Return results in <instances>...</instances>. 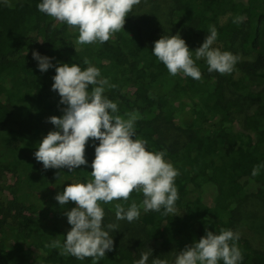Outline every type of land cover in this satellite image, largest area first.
<instances>
[{"label": "trees", "instance_id": "obj_1", "mask_svg": "<svg viewBox=\"0 0 264 264\" xmlns=\"http://www.w3.org/2000/svg\"><path fill=\"white\" fill-rule=\"evenodd\" d=\"M10 3L0 0V264H93L92 258L79 260L45 247L56 238L63 243L71 229L64 225V212L76 205L70 201L61 207L55 197L59 187L90 178L99 141L89 140L88 164L75 172L45 170L37 162V145L56 130L49 118L62 117L66 105L52 91L55 68L40 72L34 51L52 58L53 65L86 68L87 58L99 68V78L108 81L105 95L122 110L118 114H137L136 137L148 141L149 151L166 152L179 172L175 213L141 209L138 220L146 215L152 220L140 223L139 238L134 243L114 239L113 250L98 264H135L147 248L166 253L174 264L179 252L206 231L221 229L239 233V264H264L254 232L260 227L245 211L254 200L264 205V167L252 176L254 166L264 165V0H163L166 20L154 26L142 23L134 7L124 29L109 41L85 45L76 43V29L41 13L40 0ZM237 16L244 18L239 24L233 23ZM210 25L218 31L213 47L236 55L238 46L244 56L255 53L256 58L224 75L209 73L206 61L198 60L202 77L194 80L171 76L153 55L157 40L178 33L195 52ZM240 130L248 135L244 142ZM4 172L17 178L22 197L4 199ZM142 199V193L133 192L127 202L102 206L105 213H115L116 203L128 208Z\"/></svg>", "mask_w": 264, "mask_h": 264}, {"label": "clouds", "instance_id": "obj_2", "mask_svg": "<svg viewBox=\"0 0 264 264\" xmlns=\"http://www.w3.org/2000/svg\"><path fill=\"white\" fill-rule=\"evenodd\" d=\"M11 7L9 0H4ZM141 0H40L37 5L41 13L53 20L66 24L78 31L79 45L105 43L125 27L126 18ZM242 16L233 23H241ZM218 38L215 25H210L202 46L195 52L190 50L180 34L164 35L154 43L153 55L163 63L171 76L183 74L200 80L202 72L196 61L204 59L209 73L231 74L240 57L230 51L213 47ZM38 62L40 72L55 68L52 91L58 92L63 116H52L49 121L55 126L37 145L34 157L45 170L63 169L75 172L87 165L86 145L89 140L99 141L95 146L92 172L86 182H72L55 199L61 207L70 201L76 207L65 211L71 229L64 237L53 239L45 247L60 249V255H71L79 260L92 258L93 264L112 251L114 240L110 235L118 231L119 224L104 226L103 204L113 201L127 202L133 192L142 193L143 199L135 201L128 208L115 204L117 221L131 223L138 220L141 209L144 212H160L163 215L175 213L179 199L175 179L179 175L174 165L165 159L164 151H149L148 141L136 137L135 113L118 114V104L105 95L107 79L101 77L100 69L85 58L82 68L73 63L53 65L52 58L32 53ZM195 57V58H193ZM99 78V79H98ZM91 86V90H89ZM114 87V85H110ZM264 165H256L252 176L259 175ZM61 173H57V178ZM239 233L221 229L219 234L206 231V235L186 246L176 256L174 264H239L243 259L237 241ZM153 251L148 248L140 253L135 264H148ZM151 264H169L167 259L155 258Z\"/></svg>", "mask_w": 264, "mask_h": 264}, {"label": "rangeland", "instance_id": "obj_3", "mask_svg": "<svg viewBox=\"0 0 264 264\" xmlns=\"http://www.w3.org/2000/svg\"><path fill=\"white\" fill-rule=\"evenodd\" d=\"M9 1L12 2L15 0H9ZM135 8L137 9L138 19L142 23L146 24L147 26H152V25L154 26V24L157 21H161L163 17H164V21L166 20L165 19L166 15L164 16V13H163L165 11V5H163V0H141L140 4L135 6ZM236 52H237L236 55L240 57V60L238 62L239 66L245 60H254L256 58L255 53H253L251 56H244L238 46L236 48ZM238 74H236V76ZM113 102H116V101L113 100ZM120 111L122 110L119 109V113ZM240 132H241L240 141H243V142L246 141L248 138V135L241 130ZM1 139H5V138L1 137ZM2 184L4 186L3 195H4L5 200H8V199L12 200V199H15L16 197L18 198V197L23 196L24 191L22 188L19 187V185H17V178L13 174L4 172L2 176ZM67 186L68 185L66 184L65 186H62L61 188L59 187L60 190H58L57 195L58 193L62 192L63 189ZM245 211L250 212L254 225L256 227H260V229L257 228V230L254 232H255L257 242L264 249V205L260 201L254 200L253 202H250L247 205V208L245 209ZM66 219L67 217L65 215V220ZM140 220L141 221L135 220L131 223L127 222L126 220L117 221L115 218V213H108V214L105 213L103 223H104L105 228L108 223L119 224L118 231L110 232V235L112 236L113 240L118 239L121 242L134 243L140 236V223L149 222L152 220V218L151 216L146 215V216H143V218ZM64 225L66 228H68L67 220H66V223H64ZM150 249H152L153 255L152 257L149 258L148 263L151 264L152 259H155V258L167 259L166 253H160L154 248H150Z\"/></svg>", "mask_w": 264, "mask_h": 264}]
</instances>
